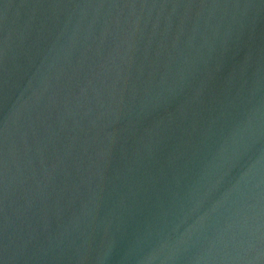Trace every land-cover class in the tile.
I'll list each match as a JSON object with an SVG mask.
<instances>
[{"label": "water", "instance_id": "1", "mask_svg": "<svg viewBox=\"0 0 264 264\" xmlns=\"http://www.w3.org/2000/svg\"><path fill=\"white\" fill-rule=\"evenodd\" d=\"M0 264H264V0H0Z\"/></svg>", "mask_w": 264, "mask_h": 264}]
</instances>
